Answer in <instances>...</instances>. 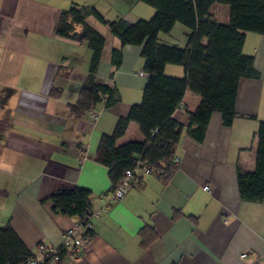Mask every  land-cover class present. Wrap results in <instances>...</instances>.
<instances>
[{
  "label": "crops",
  "instance_id": "obj_1",
  "mask_svg": "<svg viewBox=\"0 0 264 264\" xmlns=\"http://www.w3.org/2000/svg\"><path fill=\"white\" fill-rule=\"evenodd\" d=\"M73 4L94 8L106 21L133 24L155 14L138 0H0V162L12 168H0V226L8 223L34 256L37 245H58L76 222L52 210L54 190L84 187L90 209L101 208L111 182L95 159L98 142L141 101L147 80L141 47L121 48L107 25L87 16L105 41L96 81L114 86L117 99L107 105L104 97L78 116L70 111L92 55L87 43L55 33L60 13ZM212 13L228 23V6L215 5ZM189 36L175 24L158 39L184 48ZM115 48H121V64L113 69ZM243 53L253 57L259 76L239 78L232 123L223 125L214 111L203 140L192 138L186 127L200 95L187 88L172 113L182 129L169 180L151 173L134 179L122 198L90 217L93 235L76 234L58 264H264V202L242 200L237 182L239 167L255 166L254 134L264 120V36L246 33ZM163 71L185 75L177 64ZM92 109L99 113L90 123ZM142 139L131 121L117 143Z\"/></svg>",
  "mask_w": 264,
  "mask_h": 264
},
{
  "label": "trees",
  "instance_id": "obj_2",
  "mask_svg": "<svg viewBox=\"0 0 264 264\" xmlns=\"http://www.w3.org/2000/svg\"><path fill=\"white\" fill-rule=\"evenodd\" d=\"M155 10L150 20H138L131 24L119 18L106 21L92 7L80 8L73 4L60 13L56 35L78 43H87L92 51L88 74L79 91L75 105L70 107L74 115H80L107 98L106 104L117 99L114 86L96 81L95 72L101 60L104 38L87 22L93 16L107 25L118 38L121 48L140 46L147 80L142 99L133 104L126 116L117 119L109 134H102L97 145L95 159L107 167L113 189L127 169L139 161L150 169L163 183L167 182L177 164L174 161L182 125L172 113L181 102L187 88L200 95V101L189 112L187 133L202 141L211 114H221L222 124L229 126L235 117V99L240 77L257 78L258 71L253 57L243 53L245 34L264 36V0H138ZM215 5L229 8V21L218 23L213 16ZM175 24L184 26L190 36L184 48L159 43V35L169 33ZM81 31L76 32L75 27ZM121 48L112 49L110 64L116 69L121 64ZM167 63L181 65L183 77L164 73ZM135 122L142 140H129L118 144L129 122ZM256 144L255 166L252 170H237L239 196L242 200L264 202V120L259 122L254 134ZM109 189V190H110ZM90 190L74 186L56 189L50 196L52 210L88 223L82 231L83 239L93 235L89 222ZM8 224L0 226V264H21L33 257Z\"/></svg>",
  "mask_w": 264,
  "mask_h": 264
},
{
  "label": "built area",
  "instance_id": "obj_3",
  "mask_svg": "<svg viewBox=\"0 0 264 264\" xmlns=\"http://www.w3.org/2000/svg\"><path fill=\"white\" fill-rule=\"evenodd\" d=\"M98 113L99 111L96 109L91 110L89 121L90 123L94 122V120L98 116ZM174 161L177 162V157L174 158ZM149 173L150 169L146 165H142L139 161L133 168L127 169L118 184L113 189L109 190L101 208L97 211H92L90 208L88 209L90 212V215L88 217L89 222L91 216L99 214L111 202L122 198L126 191L131 187L134 179L141 175ZM204 188L208 189V186L206 185L204 186ZM87 223V219L84 221H76L73 226L63 234L62 240L58 245L48 247H44L42 244L37 245V254L21 264H58L60 261L61 253L71 243L74 236L84 230ZM82 244V242H78L76 245H74L72 247L71 253L77 255L81 249Z\"/></svg>",
  "mask_w": 264,
  "mask_h": 264
},
{
  "label": "clouds",
  "instance_id": "obj_4",
  "mask_svg": "<svg viewBox=\"0 0 264 264\" xmlns=\"http://www.w3.org/2000/svg\"><path fill=\"white\" fill-rule=\"evenodd\" d=\"M0 168L7 169L9 172L12 170L11 165L0 162Z\"/></svg>",
  "mask_w": 264,
  "mask_h": 264
}]
</instances>
